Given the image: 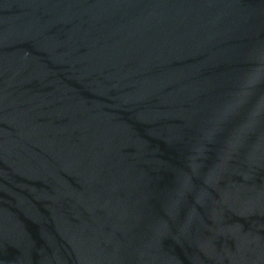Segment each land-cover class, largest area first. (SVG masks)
Returning a JSON list of instances; mask_svg holds the SVG:
<instances>
[{"label":"water","instance_id":"1","mask_svg":"<svg viewBox=\"0 0 264 264\" xmlns=\"http://www.w3.org/2000/svg\"><path fill=\"white\" fill-rule=\"evenodd\" d=\"M0 264H264V0H0Z\"/></svg>","mask_w":264,"mask_h":264}]
</instances>
